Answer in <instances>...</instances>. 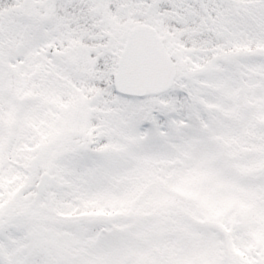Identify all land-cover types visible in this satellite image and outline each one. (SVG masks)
<instances>
[{"label":"snow or ice","instance_id":"6c2138e0","mask_svg":"<svg viewBox=\"0 0 264 264\" xmlns=\"http://www.w3.org/2000/svg\"><path fill=\"white\" fill-rule=\"evenodd\" d=\"M0 264H264V0H0Z\"/></svg>","mask_w":264,"mask_h":264}]
</instances>
